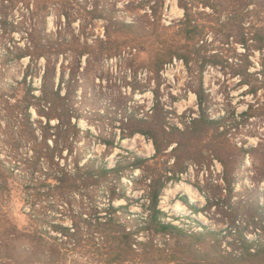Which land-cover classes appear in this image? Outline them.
I'll use <instances>...</instances> for the list:
<instances>
[{
  "label": "trees",
  "instance_id": "1",
  "mask_svg": "<svg viewBox=\"0 0 264 264\" xmlns=\"http://www.w3.org/2000/svg\"><path fill=\"white\" fill-rule=\"evenodd\" d=\"M8 1L7 9L16 10L22 3V10L11 21L7 12L0 11L1 28L8 34L18 32L20 38L14 35L15 43L7 44L0 54V97L11 102V111L18 114L11 127L29 126L38 141L37 128L31 120L32 108L47 117L46 124L40 120L41 148L27 163L28 172L45 189L38 195L46 198L50 206L60 200L72 204L84 194L92 201L104 194L109 203L96 205V219L92 221L96 228L85 252L80 248L82 240L69 235V227L52 223L66 239L38 229L36 234L27 235L32 238L31 247L0 245V264H69V256L75 251L76 257L85 258L88 264H264V201L260 198L250 201L243 218L220 230L201 222L204 230L177 225L166 219L168 213L160 207L163 191L171 182L182 180L188 171L190 163L185 160L205 162L209 150L223 165V180L232 197L239 162L260 151L253 145L240 147L230 143L227 132L220 130L222 118L210 114L203 83L196 90L199 116L192 117L190 124L185 123L184 130L170 125L167 117L171 111L163 105L160 87L161 72L178 59L190 71L197 67L202 80L210 67H221L239 77L240 84L248 85L251 93L256 95L264 89V0H178L184 16L169 24L164 18L167 0H127L125 9L117 4H102L101 0L91 7L77 3L78 8L74 0ZM51 18L55 19L54 30ZM98 21L103 22V36L96 35ZM134 44L139 48L148 44L151 48L148 73L155 74L158 85L152 88V78L144 83L137 77L134 91L154 93L152 113L141 116L143 107L138 103L126 108L130 132H123L118 138L85 130L79 122L83 114L75 103L84 58L87 65H92L93 61L99 63L106 55H119L127 45ZM256 52L262 55V68L253 72L252 57ZM26 58L30 60L27 65L23 63ZM22 65L20 79L16 70ZM38 77L40 86L36 85ZM55 118L58 123L52 124ZM210 132H214L213 140L208 138ZM137 134L153 141L154 156L144 157L125 148L132 158H121L110 167L100 157H86L77 149L83 136L89 142L96 138L115 149L123 148L121 142ZM202 141H206L205 146ZM174 142L178 143L173 149L177 162L168 166L164 157ZM127 168L144 172L141 181L148 202L142 205L145 215L131 213L134 199L127 195L122 181ZM6 169L0 157V190L8 188ZM260 174L264 181V168ZM123 198L129 202L115 203ZM206 199L208 208L220 205L216 195L207 194ZM183 201L195 213L207 212V208L199 209L186 197ZM41 218L40 213L34 217L37 221Z\"/></svg>",
  "mask_w": 264,
  "mask_h": 264
},
{
  "label": "rangeland",
  "instance_id": "2",
  "mask_svg": "<svg viewBox=\"0 0 264 264\" xmlns=\"http://www.w3.org/2000/svg\"><path fill=\"white\" fill-rule=\"evenodd\" d=\"M74 1L75 7L78 8L77 3L91 7L97 0ZM126 1L101 0V3L108 4L110 7L117 4L118 7L125 9L123 6ZM8 5H10L8 0H0V11L7 12L11 21L16 18L14 15L20 14L22 3L12 11L7 9ZM183 16L184 9L179 6L178 0L166 1L164 9L166 23L179 20ZM78 24L79 22L76 23ZM96 24V35L103 36V22L98 21ZM2 25L0 21V54L5 52L7 44L15 43L12 38L14 35L18 40L20 38L18 32L8 34L1 28ZM51 29H56L54 18H51ZM240 50L243 48L240 47ZM150 52L151 48L148 44L140 48L134 44V46L127 45L121 54L106 55L99 63L93 61L92 65H87V58H84L75 103L83 114L79 122L85 130L91 129L98 136L118 138L123 132H130L131 125L125 118L126 108L137 106L138 103L143 107L141 116L152 113L154 93L151 90L146 93L134 91L137 77L142 78L144 83L152 78V88L158 85L155 74L148 73ZM252 60L255 64L252 71L260 70L262 68L261 53L256 52ZM29 61V58H26L23 63L27 65ZM137 65L140 66L138 72ZM23 70L24 65L16 70L20 79L23 76ZM161 77L160 94L163 105L171 111L167 117L170 125H177L184 130L185 123L190 124L192 117L199 116L196 90L201 89L203 83L207 90V106L210 114L212 117L222 118L223 126L220 130L227 132L230 143L240 147L253 145L260 150L256 154L246 155L243 161L239 162L234 175L232 186L235 188L232 197L229 186L227 187L223 180V165L209 150H206L208 158L205 162L200 163L196 159L185 160V163L189 162L190 166L182 175V180L171 182L163 191L160 207L168 213L167 220L196 231L204 230L199 225L200 222L217 230L227 228L235 219L239 220L247 214L246 209L251 200L260 198L264 201V181L260 174L261 169L264 168V114L262 112L264 111V89L256 95L251 93L248 85L240 84L239 77H233L228 69L223 70L221 67H210L202 80L197 67L190 71L185 63L178 59L165 67ZM36 85H41L40 77L36 78ZM31 112V120L37 128L36 135L39 141L32 136L29 126L11 127L14 124L13 119H16L18 114L11 111V102L0 97V157L8 173V188L0 190V245L4 248L14 245L31 247L32 238L30 239L27 235L36 234L38 229L47 230L55 237L66 239L63 233L56 231L52 226V223H61L71 229L70 233H75H69L72 238L82 240L80 248H83L85 252V249L90 247L88 245H91L92 233L96 228L92 222L96 219V205H108L109 198L100 194L95 201H92L86 196L87 194H84V197L77 196L72 204L67 203V200H60L51 204L52 206L46 204V198L38 195L39 191L44 193L42 183L33 179L28 172V159L35 155L36 149L41 148L40 120L46 124L47 117L41 115L34 107ZM57 123V118L52 120V124ZM168 130L171 129L168 128ZM213 136L214 132H210L208 138L213 140ZM54 139L55 137L50 138V142L53 143ZM206 141H202L201 144L205 146ZM80 143L77 149L86 154V157H100L101 160L108 162L110 167H114L121 158H132L125 148L144 157H152L156 153L153 141L142 134L122 141L123 148L111 149L96 138L89 142V139L84 136L80 139ZM128 144H133L134 147L131 148ZM177 145L178 143L174 142L166 150L167 155L164 159L168 166H173L177 162V154L173 150ZM67 152L68 150H65L64 154L66 155ZM124 172L126 176L122 181L127 195L134 199L133 202L131 201V213L137 216L145 215L147 211L142 205L148 202L145 185L141 181L144 172L141 169L132 172L130 168ZM207 194L216 195L220 205L208 208ZM184 197L199 209L207 208V212L195 213L183 201ZM127 202L129 201L124 198L115 201L117 205L127 204ZM178 205H182L184 210H178ZM39 213L42 215L41 221L34 219ZM200 215H204L207 222L200 220L198 218ZM76 255V251L70 254L69 264H88L85 258L79 259Z\"/></svg>",
  "mask_w": 264,
  "mask_h": 264
},
{
  "label": "bare ground",
  "instance_id": "3",
  "mask_svg": "<svg viewBox=\"0 0 264 264\" xmlns=\"http://www.w3.org/2000/svg\"><path fill=\"white\" fill-rule=\"evenodd\" d=\"M129 145V147H131V148H133L134 147V145L133 144H128ZM177 209L178 210H184V207L182 206V205H178L177 206ZM198 218L200 219V220H202V221H206L207 222V218L204 216V215H200V216H198ZM204 221V222H205Z\"/></svg>",
  "mask_w": 264,
  "mask_h": 264
}]
</instances>
